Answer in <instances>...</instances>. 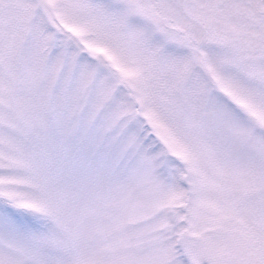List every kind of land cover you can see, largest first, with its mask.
I'll return each instance as SVG.
<instances>
[{"label":"snow or ice","instance_id":"6c2138e0","mask_svg":"<svg viewBox=\"0 0 264 264\" xmlns=\"http://www.w3.org/2000/svg\"><path fill=\"white\" fill-rule=\"evenodd\" d=\"M0 264H264V0H0Z\"/></svg>","mask_w":264,"mask_h":264}]
</instances>
